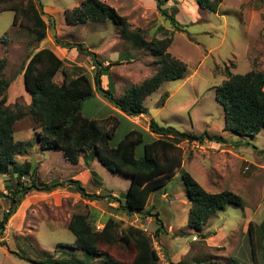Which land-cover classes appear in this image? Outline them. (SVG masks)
<instances>
[{"label":"rangeland","instance_id":"obj_1","mask_svg":"<svg viewBox=\"0 0 264 264\" xmlns=\"http://www.w3.org/2000/svg\"><path fill=\"white\" fill-rule=\"evenodd\" d=\"M38 1L45 13L44 20L48 23L46 38L39 44L27 28L20 26L21 17L13 26L14 13H0V59L6 61L3 74L6 80L11 81L7 90L11 108L15 104L27 106L30 103L22 76L30 55L42 47L49 48L50 45L62 59L59 54L60 47H55L56 42L58 45L80 44L84 49L95 53L96 59L103 65L110 64V74L106 75L105 85L108 88L115 84L118 90L114 93L116 97H121L128 87L140 84L156 72L157 58L151 52L121 39L120 30L114 23L106 21L68 25L64 12L75 9L83 0ZM99 1L125 18L131 30H141L148 42L152 38L162 40L173 36L167 51L186 65V72L180 79L165 82L146 98L145 118L141 116L132 122L148 129L149 120L152 119L159 126L171 127L179 132L194 135L207 133L214 138L221 137L220 146L207 140L203 144L182 142L179 145L184 162L182 171L188 173L208 193L229 191L242 201V206L228 205L217 212L210 219L211 226L202 229L201 233L220 229L227 234L225 244L215 250L206 246L199 233L187 224L189 209L180 203L183 199L187 202L179 173L167 183L165 194H156L160 201H154L155 208L152 213H158L165 234H160L154 240L153 233L157 225L149 217L123 215L124 219L118 221L122 222L123 227L132 225L145 230L159 253V264H168V261L173 264H194L197 261L200 264H251V244L246 235V220L249 210H252L249 220L255 227L252 235L255 253L258 263L264 264V129L254 138L224 132V112L215 99V88L226 80L227 73H264V0H219L215 12L199 8L197 0L169 1L162 8L168 14L172 13L173 8L177 9L175 19L181 25L178 30L158 12L153 0ZM67 52L71 62L63 60L67 65L56 74V83H60L63 74L66 79L83 73L93 76L94 69H89L91 61L85 54L79 55L75 48ZM117 82H122V87L118 88ZM164 95L167 97L162 104ZM81 113L98 122L114 115L110 104L96 97L82 104ZM37 127L29 117L17 121L14 124L15 140L33 144L36 141L35 135L39 133L37 131H40L35 130ZM128 128L127 123H119L113 145L123 138ZM30 151L31 149L27 155H31V161L35 163L36 157L33 158ZM141 151L140 146L137 149L138 156ZM53 152L54 150L44 151L38 153V156L45 158L46 166L53 163L58 167L57 157ZM17 159L19 162L25 160L24 157ZM66 163L68 166L60 164L58 176L54 174L56 180H62L63 186L60 191L56 189L52 199L38 203L32 200L30 202L33 203L19 206L10 215L7 231L0 236V244H5L0 246V264H34L29 260L104 264L103 257L92 259L69 247L73 244L74 237L67 225L73 214L85 215L95 229L92 211L110 213L111 209L107 201H100L104 203L93 208L87 201L79 198L73 188L65 184L73 176L70 164L67 161ZM94 170L97 183L83 186L86 192L102 195L111 193L116 196L126 193L130 182L128 179L107 172L99 163ZM208 180L216 181L217 186L212 187ZM8 206V202L0 198V217ZM148 208H151L150 202ZM99 249L111 258L123 262L130 261L133 253L131 246L124 248L120 245H99Z\"/></svg>","mask_w":264,"mask_h":264},{"label":"trees","instance_id":"obj_2","mask_svg":"<svg viewBox=\"0 0 264 264\" xmlns=\"http://www.w3.org/2000/svg\"><path fill=\"white\" fill-rule=\"evenodd\" d=\"M153 1L158 12L178 30L181 25L175 19L177 9L173 8L172 13L168 14L162 8L172 0ZM219 2L197 0L199 8L213 12ZM4 11L14 13L13 26L21 17L20 26L28 29L37 44L45 40L48 23L44 20L42 5L38 0H0V13ZM64 19L68 25L106 21L114 23L120 30L121 39L131 42L139 49L151 52L153 57L157 58V70L150 78L128 87L121 97H116L113 86L103 89L101 84V78L109 74L111 65L103 66L96 59V55L84 49L82 45H65L64 48H75L79 54H85L93 66V76L83 73L66 79L63 74L61 83H56L54 78L62 70L64 61L52 50L42 48L30 55L22 72L24 89L29 95L30 103L27 106L15 104L11 108L7 105V90L11 81L5 79L3 72L6 61L0 59V175L7 176L11 187L13 186L8 194L0 193V198L9 204L8 209L0 217V236L6 231L12 211L17 210L26 195L33 191L50 192L63 186V183L58 182L50 185L38 184L35 179L36 168L30 162L25 161L22 165L15 162L16 157L26 155L32 145L14 139V124L24 117H29L38 126L35 130H40L34 138L40 151H59L71 165H77L82 158L86 167L89 166V159L95 157L109 173L128 179L130 182L126 193L118 197L88 193L78 180L71 179L65 184L86 201L116 203V212H122L128 217L141 215L154 219L157 225L153 233L154 240L165 232L158 213H152L153 207L147 209L150 196L157 193L165 194V186L179 173L183 193L189 204L187 224L199 233L201 239H205L206 235L201 231L206 223L228 205L242 206V201L229 191L208 193L188 173L182 171L183 154L179 145L182 142L203 144L205 140L220 144L222 139L214 138L207 133L194 135L179 132L171 127L159 126L152 119L149 120L148 131H145L125 119V116L132 118L146 115L147 109L144 106L146 98L165 82L178 80L186 72V65L173 58L167 51L173 36L162 40L152 38L148 42L141 30H131L125 18L120 17L113 8L99 0H83L75 9L66 10ZM51 23L53 26L52 21ZM55 45H58L57 42ZM95 94L114 108V115L100 122L81 113L82 104L94 98ZM166 97L163 96L162 104ZM215 99L224 112V132L254 138L264 129L263 72H248L243 75L227 73L226 80L215 88ZM120 122L127 123L129 128L123 138L113 145L116 127ZM140 146L142 151L138 156L137 149ZM26 178L28 182L24 181ZM67 229L74 237L73 244L69 246L71 249L84 252L90 257H103L104 264L160 262L153 241L145 231L132 225L123 227L122 222L113 216L107 217L101 231H95L85 215L73 214ZM254 229V224L249 222L246 235L251 244V264H259L252 239ZM99 245H120L124 248L131 246L132 258L128 262L115 260L107 253H102ZM29 262L66 264L50 260ZM167 263L173 264L170 261ZM200 263L197 261L194 264Z\"/></svg>","mask_w":264,"mask_h":264},{"label":"crops","instance_id":"obj_3","mask_svg":"<svg viewBox=\"0 0 264 264\" xmlns=\"http://www.w3.org/2000/svg\"><path fill=\"white\" fill-rule=\"evenodd\" d=\"M112 8V7H111ZM43 11V10H42ZM45 14V13H44ZM55 27V26H54ZM49 45V44H48ZM56 46H59L60 48H59V54H60V56H61V60H67L68 62H71L70 61V59L68 58V52H67V50H73V49H67V48H64V46L65 45H55V47ZM43 48V47H42ZM48 49H50V50H52L53 51V49L50 47V45H49V48ZM89 51V50H88ZM54 52V51H53ZM55 53V52H54ZM56 54V53H55ZM95 54V53H94ZM80 55V54H79ZM64 64L63 65H67L65 62H63ZM103 64V63H102ZM108 65V64H107ZM76 66H78L79 68H82V67H80V65H76ZM103 66H106V65H103ZM89 69H92L93 70V66H90V68ZM89 69H87V70H89ZM109 74H110V69H109V72H108ZM108 74V75H109ZM106 79H107V77L106 76H103L102 78H101V84H102V88L103 89H106L107 88V86L105 85L106 84ZM146 80V79H145ZM60 83L62 82V80H60L59 81ZM116 85L118 86V88H120V87H122V82H117L116 83ZM133 85H136V84H133ZM132 85V86H133ZM112 86H113V88H114V90H115V92H118V90L116 89V87H115V84L113 83L112 84ZM10 87V86H9ZM106 87V88H105ZM124 94V93H123ZM8 93H7V100H8ZM29 97V96H28ZM95 97L96 98H100L101 99V97L99 96V95H97V94H95ZM103 100V99H102ZM29 101H30V99H29ZM100 101V100H99ZM101 102V101H100ZM9 103V100L7 101V105H10V104H8ZM107 103V102H106ZM111 106V105H110ZM111 110H113V114H114V108L111 106ZM116 111V110H115ZM141 117V116H140ZM142 117H144L145 118V115H142ZM137 118H139V117H132V118H128V117H126L125 116V119L126 120H128L130 123H133L132 122V120L133 119H137ZM134 124V123H133ZM138 126V125H137ZM139 127H141V126H139ZM142 129H144L145 131H148V129L147 128H145V126L142 128ZM38 132H40V131H37V133ZM221 138V137H220ZM15 139V138H14ZM16 141H21V140H16ZM35 141V140H34ZM21 142H24V141H21ZM211 143H213V144H216V145H221V144H217V143H214V142H211ZM31 151H30V153L32 152V155H34V157L33 158H35L36 157V160H35V163H32V161H31V155H24V156H18V157H16V159H15V162L18 164V165H21L22 163H24L25 161H27V162H30L35 168H36V174H35V179H36V182L38 183V184H47V185H50V184H52V183H55L56 181L58 182V183H62V180H56L55 179V176H54V174H56L57 175V173L59 172V166H60V164H62L63 166H68V165H66L67 163H66V161L63 159V157H62V153L61 152H53L52 154L54 155V156H56L57 157V163H58V167L56 166V165H54L53 163H49V165L48 166H46V164H47V162H46V160H45V158L44 157H42V156H38V153H43L44 151H40V148H39V145H38V143H36V142H33V144L31 143ZM239 147V146H238ZM237 147V148H238ZM29 151V150H28ZM27 151V152H28ZM53 151V150H52ZM46 152V151H45ZM49 152V151H48ZM59 154H60V156H59ZM20 157H24V161H22V162H19L18 161V159L17 158H20ZM237 158V157H236ZM238 160H240V158H237ZM89 166L88 167H86L85 165H84V162H83V160H82V158H80L79 159V161H78V164L77 165H69V168H72V169H70V170H73V172H71V173H73V176L71 177V179L72 180H78V181H80V183L85 187V185H87V184H89V183H92V184H94V185H96V183H97V181H96V177H97V175H96V173L95 172H93V171H95L94 169L96 168V166H97V164H98V161H97V159L94 157L93 159H89ZM184 166V162L182 163V169L184 168L183 167ZM108 172V171H107ZM42 173H43V178H41V176H42ZM58 176V175H57ZM117 176H119V175H117ZM120 177V176H119ZM24 180V179H23ZM25 182H28V179L26 178V180H24ZM208 182H209V184L212 186V187H216L217 186V183H216V181H214V182H211V181H209L208 180ZM202 187V186H201ZM203 188V187H202ZM61 189H62V186H61ZM128 189V188H127ZM204 189V188H203ZM9 190H11V184H10V182H9V178L7 177V176H1L0 175V193H5V195L6 194H8V192H9ZM57 190L58 191H60V188H57ZM56 189H54V190H52V191H50V192H36V191H33V192H31V193H29L28 195H26L25 197H24V199H23V201H22V203L20 204V206L22 205H25L26 203H28V202H30V201H32V200H34L33 202H42V201H48V199L49 198H51L52 199V196H53V194L54 193H56V191H57ZM205 190V189H204ZM206 191V190H205ZM207 192V191H206ZM96 194H98V193H96ZM99 194H101V193H99ZM110 195H112L113 197H118V196H116V195H114V194H111V193H109ZM77 196H79V195H77ZM164 196V199H163V201L165 202V200H166V198H165V195H163ZM184 197H185V195H184ZM183 197V198H184ZM79 198H81L80 196H79ZM158 195H156V194H152L151 196H150V199H149V202H150V205H151V207H153V208H155L154 206H155V203H154V201L155 200H159L160 201V198H158ZM82 199V198H81ZM182 199V198H181ZM83 201H86V200H84V199H82ZM153 200V202L151 203V201ZM185 200H186V202L187 203H185L184 202V199H183V202H180L182 205H185V207H187L188 206V209H189V204H188V201H187V199H186V197H185ZM182 201V200H181ZM33 202H30V203H33ZM88 202V204H90V206H93V208H95L94 206H98L99 204H103L104 202H100V201H87ZM148 202V203H149ZM169 204H170V202H168ZM116 206H117V204L116 203H108V207L111 209L110 211V213H105L104 211H101V213H99L98 211H96V210H93L92 211V214H93V216H94V218L95 219H93V220H95V225L96 226H103V224L105 223V222H103V221H106V219H107V217H109V216H113L115 219H117V220H122V219H124L123 218V215H125V214H123L122 212H116ZM250 214H252V210H249V213H248V217H247V220H246V224L248 225V223L250 222V220L249 219H251V218H249L251 215ZM216 215V214H215ZM126 216V215H125ZM135 216V215H134ZM215 217V216H214ZM101 222H103V223H101ZM210 220L206 223V225L204 226V227H209V226H211V224H210ZM204 227H203V230H204ZM7 231V230H6ZM213 231V232H212ZM208 232H210V233H208ZM5 233V232H4ZM202 234H205L206 235V238L205 239H202V242H204L205 244H206V246H208V247H210V248H212L213 250H215L216 248H219L220 246H223L224 244H225V241H226V238H227V234L225 233V232H223V231H221L220 229L219 230H217V231H215L214 229L213 230H211V231H204V233L202 232ZM3 235V234H2ZM194 237V236H193ZM192 237V238H193ZM76 252H81V251H76ZM82 254H84V256H88V255H86L84 252H81ZM88 257H90V256H88ZM90 258H92V259H94L95 257H90ZM176 264V263H175Z\"/></svg>","mask_w":264,"mask_h":264},{"label":"built area","instance_id":"obj_4","mask_svg":"<svg viewBox=\"0 0 264 264\" xmlns=\"http://www.w3.org/2000/svg\"><path fill=\"white\" fill-rule=\"evenodd\" d=\"M23 180V179H22ZM103 228V226H96L95 225V231H101V229ZM145 231V230H144ZM157 254H158V256H159V253H158V251H157Z\"/></svg>","mask_w":264,"mask_h":264},{"label":"water","instance_id":"obj_5","mask_svg":"<svg viewBox=\"0 0 264 264\" xmlns=\"http://www.w3.org/2000/svg\"><path fill=\"white\" fill-rule=\"evenodd\" d=\"M12 213H14V210L12 211Z\"/></svg>","mask_w":264,"mask_h":264}]
</instances>
